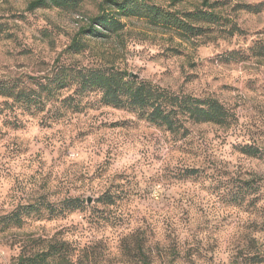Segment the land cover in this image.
Segmentation results:
<instances>
[{
    "label": "rangeland",
    "instance_id": "1",
    "mask_svg": "<svg viewBox=\"0 0 264 264\" xmlns=\"http://www.w3.org/2000/svg\"><path fill=\"white\" fill-rule=\"evenodd\" d=\"M33 1L0 0V86L41 99L0 95V264L54 237L73 264H264V0H149L179 16L219 3L222 24L184 40L136 17L82 35L106 0ZM111 70L216 100L227 122L172 133L83 88Z\"/></svg>",
    "mask_w": 264,
    "mask_h": 264
},
{
    "label": "trees",
    "instance_id": "2",
    "mask_svg": "<svg viewBox=\"0 0 264 264\" xmlns=\"http://www.w3.org/2000/svg\"><path fill=\"white\" fill-rule=\"evenodd\" d=\"M72 0H34L29 4L30 10L46 7L63 8L70 6ZM206 3V2H205ZM108 10L102 8L101 15L90 20L91 25L81 30L82 35L93 34L100 35L95 26L103 27L104 31L118 33L124 28L121 22L123 17H136L145 19L149 24L168 31L174 32L180 39L188 37L191 34H198L205 29L195 24L221 25L222 16L217 12L219 3L208 4L206 10H197L194 13L180 15L177 12L166 11L149 0H106ZM264 4V3H263ZM263 4L258 6L245 5L249 12L259 13ZM114 8H112V7ZM236 31L238 28H236ZM233 31V30H232ZM231 31V32H232ZM234 33V32H232ZM85 48L79 41H74L70 49L79 53ZM130 78L126 72H94L84 75L83 88H97L104 94V100L107 104L115 107H130L136 110H148L147 117L153 123L164 125L170 132H177L183 126L184 119L196 123H214L222 125L227 122L228 113L224 107L216 100H197L188 97L180 98L172 94L161 91L147 82L138 83L135 78ZM128 79V80H127ZM48 84L47 89L52 91ZM44 91V88L42 89ZM0 95L7 98H23L27 106L38 105L41 99H35L31 93L21 90L15 92L9 86H0ZM185 117V118H184ZM77 199L71 200L70 207L75 210ZM14 264H73V258L67 248L66 242L57 237L46 241L44 248L35 254H22ZM145 264H151L146 258Z\"/></svg>",
    "mask_w": 264,
    "mask_h": 264
}]
</instances>
